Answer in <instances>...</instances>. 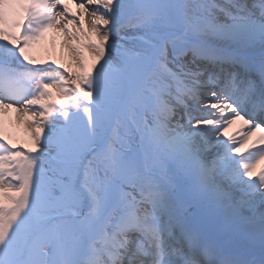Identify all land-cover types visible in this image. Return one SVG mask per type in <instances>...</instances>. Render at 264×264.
I'll list each match as a JSON object with an SVG mask.
<instances>
[{
    "label": "snow or ice",
    "instance_id": "6c2138e0",
    "mask_svg": "<svg viewBox=\"0 0 264 264\" xmlns=\"http://www.w3.org/2000/svg\"><path fill=\"white\" fill-rule=\"evenodd\" d=\"M0 264H264V0H0Z\"/></svg>",
    "mask_w": 264,
    "mask_h": 264
},
{
    "label": "bare ground",
    "instance_id": "6f19581e",
    "mask_svg": "<svg viewBox=\"0 0 264 264\" xmlns=\"http://www.w3.org/2000/svg\"><path fill=\"white\" fill-rule=\"evenodd\" d=\"M73 8H74V5H73ZM52 35L53 34H49V41H48V51L46 52H41L40 54L41 55H45V56H55V57H60L62 55L61 53V49H60V39L59 37L57 36V39H56V46L55 48L53 49L52 46H51V39H52ZM65 57L67 56V53H64L63 54ZM12 118V120L15 119V113H10L9 114ZM11 127V125H10ZM11 130L13 132H16L18 135H20L21 137L23 136V133L22 132H19L17 129L15 128H11Z\"/></svg>",
    "mask_w": 264,
    "mask_h": 264
}]
</instances>
